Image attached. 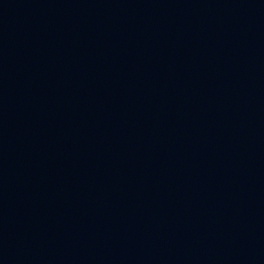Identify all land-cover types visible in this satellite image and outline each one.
Wrapping results in <instances>:
<instances>
[{"label":"water","instance_id":"obj_1","mask_svg":"<svg viewBox=\"0 0 264 264\" xmlns=\"http://www.w3.org/2000/svg\"><path fill=\"white\" fill-rule=\"evenodd\" d=\"M0 264H264V0H0Z\"/></svg>","mask_w":264,"mask_h":264}]
</instances>
